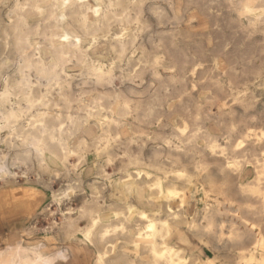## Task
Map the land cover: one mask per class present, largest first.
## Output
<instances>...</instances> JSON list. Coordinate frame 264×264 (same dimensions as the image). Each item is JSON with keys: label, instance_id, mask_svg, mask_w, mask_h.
I'll return each mask as SVG.
<instances>
[{"label": "clouds", "instance_id": "obj_1", "mask_svg": "<svg viewBox=\"0 0 264 264\" xmlns=\"http://www.w3.org/2000/svg\"><path fill=\"white\" fill-rule=\"evenodd\" d=\"M0 264H264V0H0Z\"/></svg>", "mask_w": 264, "mask_h": 264}]
</instances>
